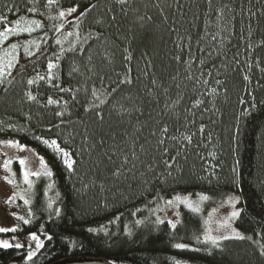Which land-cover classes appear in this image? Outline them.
<instances>
[{"label":"trees","instance_id":"16d2710c","mask_svg":"<svg viewBox=\"0 0 264 264\" xmlns=\"http://www.w3.org/2000/svg\"><path fill=\"white\" fill-rule=\"evenodd\" d=\"M61 4L63 8L79 4L84 13L79 20L70 19L78 24L81 39L88 37L79 45L82 51L65 53L56 81L28 85L29 79L46 75L48 58L58 47L51 39L47 47L42 44V51L29 46L35 53L29 58L26 40L11 75L0 86V140L28 145L54 174L53 183L51 178L38 180L34 220L17 231L53 236L52 241L45 239L35 264L66 259L264 264L258 251L259 243H264V48L259 47L264 39V0H212L211 5L207 0H127L123 5L118 0H61ZM225 4L230 10L221 17L217 9ZM29 7H37L38 13H29ZM0 15L11 25L20 16L41 19L49 37L63 35L52 29L62 21L48 19L58 10L46 8L45 0L36 4L0 0ZM65 29L73 30L67 22ZM97 33L99 40L94 38ZM44 35L38 30L29 40L41 42ZM181 38L183 52L177 47ZM189 44L194 61L190 67ZM176 55H182V61H176ZM72 67L79 72L70 75ZM129 67L133 83H118ZM53 84L73 91L60 92ZM93 89L107 103L100 104ZM28 92L37 97L35 102L28 100ZM49 97L59 105H48ZM197 101L202 103L196 106ZM163 127L169 133L161 137ZM187 135L193 137L190 145L183 139ZM34 136L55 139L73 152L78 161L75 173ZM160 138L163 145L157 142ZM169 156L175 161L172 169L163 164ZM117 170L119 177L113 175ZM233 193L241 197L238 227L253 240L224 241L222 251L198 243L196 237L202 241L205 231L203 217L184 207L175 229L157 222L158 207L176 195H208L210 207ZM49 198L55 201L53 209H61L60 216L49 214ZM102 227L107 233L87 231ZM177 243L188 248L177 249ZM25 257L26 249L0 250L3 264H29Z\"/></svg>","mask_w":264,"mask_h":264},{"label":"snow or ice","instance_id":"6c2138e0","mask_svg":"<svg viewBox=\"0 0 264 264\" xmlns=\"http://www.w3.org/2000/svg\"><path fill=\"white\" fill-rule=\"evenodd\" d=\"M28 2L30 4H36L38 3V0H28ZM118 2L120 4H125L127 3V0H118ZM208 4L211 5L212 4V0H207ZM45 7L48 9H57L58 10V15L56 16H49L48 19L50 20H59V21H65L67 23H69L72 27L73 30H66L65 29V23H59V24H53L52 25V29L56 32V33H62V36H53V37H49L48 36V28L47 26L43 23V21L41 19H29L25 16H20L18 19H16L14 21V26H10L12 22L8 21V18L6 16H2L0 15V24H3V30H0V43H3L4 41H7L9 39V37L12 36H21V35H28L31 36L33 33L37 32L38 30L40 31H44L45 35L41 38V42H37L34 40H29L27 42V45L24 46V52L25 54L31 58L33 55H35L34 52L30 51V47L29 46H34L37 51H42V44L43 46L47 47L48 46V40H53L54 44L58 47V50H53L52 53V58H48V62H47V73L46 75H37L36 77L29 79L27 81L28 85H34L36 84L38 81H46V82H54L56 81L57 75L56 73L58 71L61 70L60 68V64L58 63L60 60L64 59L65 57V53H72V54H76L77 52H81L82 49L79 47L80 44L83 43H87L88 42V37H84V39H81V33L79 31V26L76 23L75 20H69V17H76V20H79L81 16L84 15V13L80 10L79 4H73L72 6H69L67 8H63L62 4H61V0H45ZM92 7H96V5H92ZM229 9V6L227 4L223 5V7H221L220 9H217V12L219 13V15L221 17H223L225 15V10ZM9 12H12L13 9L9 8L8 9ZM27 11L29 13H32L33 15L38 13V8L37 7H29L27 9ZM99 23V21H98ZM95 39L99 40L100 39V34L97 33L96 36L94 37ZM217 39V35H213L212 36V40H216ZM65 42L68 43V47L64 48V44ZM230 42V41H229ZM223 43V37H221V44ZM21 47V45L19 44H11V50L7 51L5 53L6 57H9V59H7L5 61V59L3 57H0V86H2L4 84V79L6 76H10L11 73L10 69H12L15 66V63L17 62V50ZM177 47L181 49V52H183V39H180V42L177 44ZM249 48L252 47L251 44L248 45ZM259 47L264 48V39L261 40ZM201 51H203V49H201ZM188 54H189V67L191 66V63H193V59H192V54H191V44H189L188 46ZM209 55H211V53H209ZM238 55V53H237ZM126 59L130 60L131 57H126ZM174 59L176 61H182L183 56L182 55H176L174 57ZM89 60H91V57H89ZM204 61L201 60V64H203ZM132 69L129 67L124 75L123 79H119L118 83L121 84H131L133 83V80L131 78H129V73H131ZM79 72V69L76 67H72L70 69V75L72 73H76ZM191 78V77H190ZM244 79H248L247 76L244 77ZM10 83V81H9ZM153 83L155 84V81H153ZM204 83H207V81H204ZM217 83H219V81H217ZM54 87H59V91L60 92H72L73 90L71 88H63L60 87L59 84H53ZM77 91H79L77 89ZM112 91H116V89H112ZM213 93H215V89H213ZM92 96L95 97L96 100H98L100 102V104H104L107 103L106 100H102L100 99V95L97 94V90L93 89L92 90ZM27 98L29 101H33L35 102L37 100V97L35 95H33L31 92L27 93ZM73 99H75V97H73ZM60 101L59 100H54L51 97L48 98L47 100V104L48 105H59ZM200 103H202V101H197L196 102V106H198ZM65 106H67V102L65 101ZM96 105H93V108H95ZM91 110V109H89ZM57 116L63 118L64 117V112L63 111H57L55 113ZM99 119L103 120V115L102 113H97ZM63 122V120H62ZM3 129H0V131H2ZM48 131L50 132L51 129L49 128ZM199 132H203L204 128L200 127L198 129ZM169 133V129L167 127H163L161 129V137L167 136ZM153 135H155V133H153ZM34 139L39 141L40 143H42L43 145H45L47 148L53 150L56 154H58L60 156V158L62 159L63 164L65 165V167L67 168V170L71 173H75L76 171V165L78 164V161L74 158V153L71 152L68 148L65 147H61V144L57 142V140L55 139H47L44 138L43 136H34ZM87 141V138H85ZM172 139H176L175 137H172ZM183 139L185 141H187V144L190 145L193 142V137L191 135H187L184 136ZM158 144L163 145L165 143V140L163 138L158 139ZM104 143V140L101 139L100 140V144L102 145ZM0 146H3L4 148H11V149H16L19 151H29V152H33V154L38 155L34 152L33 149L29 148L28 145L26 144H22L19 140H14V139H8V140H0ZM143 151V148L141 149ZM107 155V153H106ZM133 158L138 159V156L136 155L135 151L133 150L132 153ZM39 161H40V169L39 171H33L28 167V161L26 159H19L18 163L20 166V170L22 172V178H23V182L24 184H26L28 186L29 189H32L34 187V181L32 179V177H35L37 180H39L42 177H47V178H51L54 174L51 171V169L49 168V165L47 163V161L45 160V158L43 156H38ZM112 157L109 156V159H111ZM129 162L128 157L125 156L124 160H123V165H127ZM12 164V160L8 159L4 162L3 167L6 170L7 173H9L12 177L16 176V173L12 171V168L10 167V165ZM163 164L166 168L168 169H172L175 166V161L173 160V158L171 156H169L168 160H164ZM134 167V165H133ZM235 170V169H234ZM121 173L117 170L113 172V175L119 177ZM169 175H171V172L168 173ZM5 181L10 184V185H16V180L10 179L9 176H5L4 177ZM48 188L51 189L52 185L49 184ZM19 195V194H18ZM199 195V199L200 201H208L210 199V197L208 195L205 194H197ZM160 199H163V197H159ZM20 199L23 200V203L25 205H29L30 204V200L29 199H25V197L23 195H20ZM16 200V196L11 197L7 203L12 204L14 201ZM55 201H53L51 198H49L46 208L47 210H49V214L50 215H55V216H60L61 215V209L59 207H56L55 209H53V205H54ZM184 204L187 208H189L193 213H198L200 212V208L199 206H194L193 202L191 201V199L189 197H184L181 195H176L174 197V199H167L165 200V204L167 206H174L176 204ZM229 203H232L233 205H235V203H238V200L235 198H229ZM215 211V209L213 210ZM15 219H17L18 221L22 222L23 225H29L30 224V219L25 218L24 215H15ZM27 216L28 217H32L33 216V212L31 210V208L28 209L27 212ZM241 216L240 211L238 210H233L231 212V216L228 217L227 219H225L224 221L220 222L218 224V227L215 229V231H217L219 234L218 235H213V228L211 227V223H212V218L211 216H209V218L205 221V225H206V229L204 231V235H203V240L201 241L200 236L196 237V240L198 243H203L205 245H210L211 248H217L220 249L221 251L223 250L222 248V242L224 241H229V240H253V237L251 236H245L244 234H242L240 231H238L236 228L232 227L231 221L235 220L236 218H239ZM117 220L119 219V217L116 218ZM158 223H164L163 220H159L157 221ZM111 223V221L109 222ZM137 223H142V221H137ZM179 223V222H177ZM169 224H171V227L173 229L176 228V223H172L171 221H169ZM20 230L19 229V225L17 226H13V227H3L0 226V234H7V233H17V231ZM87 231L89 233H95V232H105L107 233V229L102 227L100 229H96V228H88ZM44 236L46 240L48 241H52L53 236L47 233H41V234H37V232L33 231L28 233L26 239L30 240L32 242H34V246L33 244H25V243H21V242H16L15 244L11 243L9 240L7 239H0V250H8V249H26V261L29 262V264H35L34 258L37 257V254L40 250L45 248V242L44 239H41V236ZM129 235H131V233H129ZM71 244L76 245L78 244L77 241H70ZM258 243V242H257ZM175 247L177 249H187L188 245L183 244V243H177L175 245ZM192 251H201L200 248H193L191 249ZM259 255L264 256V243H259ZM100 264H115V261H108V262H100ZM175 264H180L179 261H176Z\"/></svg>","mask_w":264,"mask_h":264},{"label":"rangeland","instance_id":"374dc122","mask_svg":"<svg viewBox=\"0 0 264 264\" xmlns=\"http://www.w3.org/2000/svg\"><path fill=\"white\" fill-rule=\"evenodd\" d=\"M72 18H75V16L69 17L68 19L70 20ZM62 23H65V21H62ZM11 26H14V25H11ZM29 37L30 36L26 34L18 36V37L12 36V37H9L7 41L0 43V57H3L5 61L9 59V57L5 56V53L11 50V44L15 43V44L21 45L24 41L26 40L29 41ZM16 56L18 59V53H16ZM12 69L8 71H11ZM34 152L38 154L35 150ZM38 156H41V155L39 154L35 155L33 154V152H29V151H19L16 149L4 148L3 146H0V226L13 227V226L19 225V229L21 230L23 223L15 219V216L13 214L24 215L25 218L30 219L31 221L30 223H32V221L34 220V209H33L34 190L38 183V180L35 177H32L34 181V187L32 189H29L28 186L24 184L23 182L22 172L20 170L18 161L21 158L26 159L28 161V167L31 170L39 171L41 169H40V161H39ZM8 159L12 160V164L10 165V167L12 168V171L16 173L15 177H12L9 173H7L3 167L4 162ZM6 175L9 176L10 179L14 178L16 180L15 186L10 185L5 181L4 177ZM51 180L53 183L52 177H51ZM52 183L49 182V184H52ZM48 193L50 194V189L48 190ZM20 195H23L25 199H29L30 204L25 205L23 203V200L20 199ZM13 196H16V200L12 204L7 203V201ZM181 196L189 197L191 201L193 202L194 206H199L201 210L198 213L201 214L203 217L204 229H206L205 221L209 218V216H211L212 218L211 227L214 230L213 235L219 234L217 231H215V229L218 227V224L220 222L224 221L225 219L231 216V212L233 210H238L240 211V213L242 212V206L240 204L241 197H240V194L238 193H233L231 196H229L222 202L215 204L213 206H210V207L206 206V201H200L199 195L195 196V195L186 194V195H181ZM230 197L237 199L238 203H235V205H233L232 203H229ZM183 207L187 208L182 203L176 204L174 206H167L164 201L163 203H161V205L158 207V209L155 212L156 218L157 220L158 219L163 220L164 222H168V223L169 221H171L172 223H176V225H178L177 222H180ZM29 208H31L33 212L32 217L27 216V212ZM214 209L215 211H213ZM238 219L239 218L232 220L231 224L233 228H236L238 231H240L243 234L241 229L238 227V224H237ZM26 237L27 235L23 233L0 234V239H7L13 244H15L16 242H21L25 244H33L34 246V242L27 240ZM41 239H44L45 241V237L43 235L41 236ZM233 240H236V239H233ZM0 264H3V263L0 261Z\"/></svg>","mask_w":264,"mask_h":264},{"label":"water","instance_id":"95a60500","mask_svg":"<svg viewBox=\"0 0 264 264\" xmlns=\"http://www.w3.org/2000/svg\"><path fill=\"white\" fill-rule=\"evenodd\" d=\"M100 262H108L104 259H66L53 264H100Z\"/></svg>","mask_w":264,"mask_h":264}]
</instances>
